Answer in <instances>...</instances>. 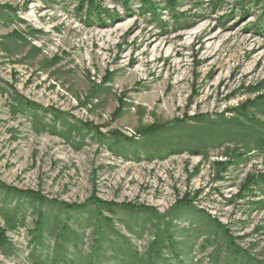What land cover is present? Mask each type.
<instances>
[{
    "label": "rangeland",
    "instance_id": "374dc122",
    "mask_svg": "<svg viewBox=\"0 0 264 264\" xmlns=\"http://www.w3.org/2000/svg\"><path fill=\"white\" fill-rule=\"evenodd\" d=\"M88 1L0 0V264H264L262 7Z\"/></svg>",
    "mask_w": 264,
    "mask_h": 264
},
{
    "label": "trees",
    "instance_id": "16d2710c",
    "mask_svg": "<svg viewBox=\"0 0 264 264\" xmlns=\"http://www.w3.org/2000/svg\"><path fill=\"white\" fill-rule=\"evenodd\" d=\"M83 2H85L86 0H82ZM139 1V8L144 12V14H150V16H152L154 20H156V18L161 22L162 27H167L166 26V22L164 23V21H162V19L159 18V13H158V10H160L159 8V5H158V2L156 0H138ZM247 1H252L254 2V4H256L257 6H261L262 9H261V13L258 15L256 21L253 23V30L255 31H261L263 30L264 31V0H247ZM89 10H88V18L89 19H93L95 22H98V23H103V22H106V21H114L115 19L118 18V14H115V13H110L109 11L107 10H103L101 9V7H99L97 4H95V0H89ZM223 2L224 0H210L208 2V5L211 6V10L212 12H216L218 11L222 6H223ZM165 4L167 6V8L169 9V13H170V16L173 18V21L175 22V29L177 30L178 29V26L181 27L182 25L181 24H184V28L187 29V28H191L194 26V23L190 22L189 23V19L187 18V16L181 14L178 10H177V1L176 0H166L165 1ZM242 4V2L240 3ZM122 5H123V9L125 12H129L132 10L131 8V4H130V0H123L122 1ZM241 9H244V6L241 5L240 7ZM94 17V18H92ZM262 86H264V83L261 84ZM262 97L264 96L261 95ZM164 128L161 127V126H150L148 127L146 130H145V134L150 136V137H153V136H156L160 131H162ZM114 134L116 135H112L110 136V139H111V148L113 147H118L119 149L123 148V146L125 145L123 141H125L124 138H127V137H124L122 138L124 135L121 134L120 132H114ZM123 140H122V139ZM128 141V140H127ZM129 142V141H128ZM121 147V148H120ZM248 181V180H247ZM6 187V186H4ZM8 188V187H6ZM9 189V188H8ZM243 191H244V188H243ZM11 192H14V191H11ZM22 193V194H26V195H29V196H34L36 198H38L39 200L41 201H45L44 197H42L40 194H37L35 192H32V191H15L14 193ZM239 196V195H238ZM54 204V203H52ZM61 208L63 209H70V208H74V205H70V204H67V203H57ZM100 204V203H99ZM100 206H104V207H109L108 204H103L100 205ZM109 209H111V207H109ZM106 220V219H105ZM41 219H39L38 221V229L41 230ZM213 222V220H212ZM106 223H108V221L106 220ZM216 227L217 228H221V225L219 223H215ZM223 228V227H222ZM224 235H225V239L229 241L228 243V248L231 249V254H234L236 255L237 257V261L239 260V256L241 254H244L245 255V251L244 250H241L239 247H237L235 245V243L233 242L232 238L229 236V231L227 230H224L222 229ZM1 232V236L4 234L3 231H0ZM97 237L95 238V243H94V250L97 252L99 249H100V244H101V241H102V234H101V231L98 230L97 231ZM162 242L160 241H157V243L155 242L154 244H152L151 246V249L149 251V254H151L150 256V259L149 261L146 263V264H155L154 262H152V258L153 257H159V243ZM157 247V249H154V247ZM160 246V245H159ZM159 248V249H158ZM127 249H130V247H128ZM58 252V251H57ZM99 255V253H97ZM133 257H131L132 259L134 258V255H133V252L131 253ZM134 254H136L134 252ZM54 258H57V259H60V263L59 264H76L72 259H69L67 260V256H64L62 257L61 255H58V253H56L54 255ZM99 258L98 256H96V260L93 261L92 263L90 264H101L100 261H99ZM123 260L120 261L119 264H123L122 263ZM129 263V262H128ZM128 263H125V264H128ZM129 264H133V262L131 261ZM216 264H218V262L216 261Z\"/></svg>",
    "mask_w": 264,
    "mask_h": 264
}]
</instances>
